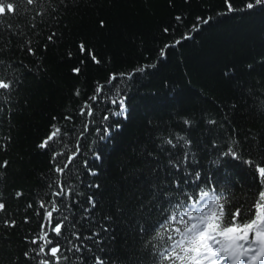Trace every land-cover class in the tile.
Returning <instances> with one entry per match:
<instances>
[{
	"label": "trees",
	"instance_id": "16d2710c",
	"mask_svg": "<svg viewBox=\"0 0 264 264\" xmlns=\"http://www.w3.org/2000/svg\"><path fill=\"white\" fill-rule=\"evenodd\" d=\"M7 2L14 11L0 15V80L12 87L0 90V264H157L169 243L162 225L201 190L224 198L225 223L237 207L244 218L264 167V4ZM120 98L123 116L112 103ZM54 128L60 134L41 148ZM61 187L66 195H54ZM238 241L259 255V240Z\"/></svg>",
	"mask_w": 264,
	"mask_h": 264
},
{
	"label": "snow or ice",
	"instance_id": "6c2138e0",
	"mask_svg": "<svg viewBox=\"0 0 264 264\" xmlns=\"http://www.w3.org/2000/svg\"><path fill=\"white\" fill-rule=\"evenodd\" d=\"M28 4H33L34 0H27ZM264 4V0H255V5ZM253 3L246 4V8L252 9L255 6ZM229 11H232V7L228 4ZM14 5L7 0H0V15L7 12H13ZM180 17H177L179 20ZM207 23V21H205ZM167 32V29H165ZM185 39L190 37L185 36ZM51 39V37H49ZM176 43H180L177 41ZM81 51H85L83 45L80 46ZM161 55H164L163 50ZM95 60V57H93ZM97 63L99 61H96ZM147 67V66H145ZM79 73L80 69L73 70ZM137 71H144V67L138 68ZM112 80L116 77L112 76ZM12 87L10 82L0 80V90H8ZM100 89H97V93ZM79 95V92L76 93ZM96 97H92L95 100ZM113 104L119 103L120 110L117 115H125L126 107L124 99H114ZM86 107H88L86 105ZM83 115V112L81 113ZM89 115L91 110L89 108ZM107 119V117H105ZM60 134L59 128L49 134V136L40 144L41 148H46L49 145V141H53L55 137ZM172 143L171 140L168 141ZM233 158H237L233 153ZM99 158V157H97ZM71 160H69V163ZM251 164V162H249ZM7 162L0 165V167H6ZM67 166V165H66ZM58 172H63L62 168L57 169ZM258 177L261 183V190L258 193L257 201L252 207L244 212V218H241V208L237 207L234 210H230V219L225 223V202H222L224 198L221 195L215 194V189L212 191L201 190L199 194L187 204H178L176 210H174L170 217L169 223L162 225L170 229V234L167 235L168 246L159 253L160 259L157 264H164L165 261H171V264H228L232 261V264H240L241 257L246 253L240 252L239 248L244 245H237L236 240H243L245 243L256 244L259 240L260 251L264 252V167H257L256 169ZM56 196L66 195L65 189H61L54 193ZM45 205L41 204V208ZM5 205L0 203V210H3ZM58 211L53 202L52 210L45 211V218L51 219L53 212ZM249 212L251 213V219L248 218ZM172 225H177L172 227ZM63 225L58 223L53 228V232L59 236L62 234ZM253 233V239L249 242V234ZM238 234V235H235ZM164 233H159V239H163ZM41 239L47 240V244H51L52 241L47 239L46 234L41 236ZM35 243V241H33ZM44 252V247L40 249ZM61 251L60 247L54 246L48 250V255L53 258L57 257V254ZM41 264H49L48 261H41ZM59 264V261H56ZM97 264H103V261H98ZM247 264V262H245Z\"/></svg>",
	"mask_w": 264,
	"mask_h": 264
},
{
	"label": "rangeland",
	"instance_id": "374dc122",
	"mask_svg": "<svg viewBox=\"0 0 264 264\" xmlns=\"http://www.w3.org/2000/svg\"><path fill=\"white\" fill-rule=\"evenodd\" d=\"M237 235H238V234H237ZM235 243H236L237 245H240L238 240H236ZM239 251H240V252H244V253H246L245 256L241 257V259H240V264H245V262H247V264H264V252H261V251L259 250L260 253H259L258 256H252V255H250V254L248 253V249H243V250H241V249L239 248ZM244 257H245L246 259H247V258H248V259H247L246 261L242 260V258L244 259ZM228 264H232V261H229Z\"/></svg>",
	"mask_w": 264,
	"mask_h": 264
}]
</instances>
